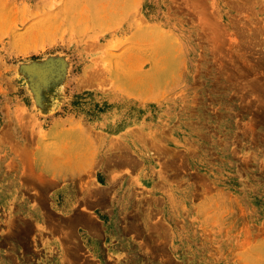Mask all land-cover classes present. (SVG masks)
<instances>
[{"label":"rangeland","instance_id":"374dc122","mask_svg":"<svg viewBox=\"0 0 264 264\" xmlns=\"http://www.w3.org/2000/svg\"><path fill=\"white\" fill-rule=\"evenodd\" d=\"M0 264H264V0H0Z\"/></svg>","mask_w":264,"mask_h":264},{"label":"crops","instance_id":"0c3cea01","mask_svg":"<svg viewBox=\"0 0 264 264\" xmlns=\"http://www.w3.org/2000/svg\"><path fill=\"white\" fill-rule=\"evenodd\" d=\"M8 188H11V186H9ZM13 188L16 189V188H17V184H15V185L13 186Z\"/></svg>","mask_w":264,"mask_h":264}]
</instances>
